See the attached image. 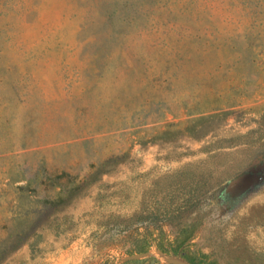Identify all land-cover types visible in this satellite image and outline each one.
<instances>
[{
  "label": "rangeland",
  "instance_id": "374dc122",
  "mask_svg": "<svg viewBox=\"0 0 264 264\" xmlns=\"http://www.w3.org/2000/svg\"><path fill=\"white\" fill-rule=\"evenodd\" d=\"M0 264H264V0H0Z\"/></svg>",
  "mask_w": 264,
  "mask_h": 264
},
{
  "label": "trees",
  "instance_id": "16d2710c",
  "mask_svg": "<svg viewBox=\"0 0 264 264\" xmlns=\"http://www.w3.org/2000/svg\"><path fill=\"white\" fill-rule=\"evenodd\" d=\"M20 244H21V242L18 243V244H16V245H14V246H12L11 248H12L13 250H15L16 248H18V246H19ZM9 248H10V246H6V245H4V246H3L2 254L7 253V251L9 250Z\"/></svg>",
  "mask_w": 264,
  "mask_h": 264
}]
</instances>
